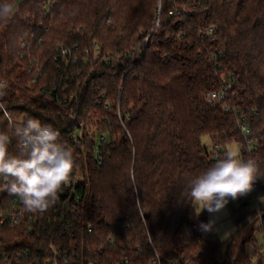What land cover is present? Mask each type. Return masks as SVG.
<instances>
[{"label": "trees", "instance_id": "obj_1", "mask_svg": "<svg viewBox=\"0 0 264 264\" xmlns=\"http://www.w3.org/2000/svg\"><path fill=\"white\" fill-rule=\"evenodd\" d=\"M8 2L0 81L9 90L1 100L16 119L60 131L74 155L71 184L80 200L71 201L64 185L41 218L52 225L39 235L4 225L0 252L16 261L21 250L54 242L78 255L77 264H252L249 247L259 256L264 249L256 239L257 232L264 239V213L261 222L256 212L241 214L234 235L220 242L200 230L209 219L188 193L217 160L204 136L223 145L220 158L239 144L240 157L264 173V0ZM28 54L40 74L28 70ZM225 87L224 102L208 101ZM241 123L255 149L246 147ZM80 124L78 143L71 134ZM8 130L0 119V131ZM9 151H17L15 138ZM3 184L0 213L25 210ZM248 195H264V178Z\"/></svg>", "mask_w": 264, "mask_h": 264}, {"label": "clouds", "instance_id": "obj_2", "mask_svg": "<svg viewBox=\"0 0 264 264\" xmlns=\"http://www.w3.org/2000/svg\"><path fill=\"white\" fill-rule=\"evenodd\" d=\"M12 13L8 0L0 2V19L7 20ZM4 95L0 90V98ZM0 113V119L7 121L9 129L0 131L2 187L9 195L18 196L27 212L43 213L57 201L63 186L72 179L76 168L73 152L60 142V131L51 124H42L33 117L18 120L2 102ZM14 138L17 151L12 153L9 146ZM260 178H264V173L255 159H242L237 150L228 149L223 158L191 182L188 195L196 206H202V211L218 213L230 201L247 196ZM199 228L211 232L215 221L201 222Z\"/></svg>", "mask_w": 264, "mask_h": 264}, {"label": "built area", "instance_id": "obj_3", "mask_svg": "<svg viewBox=\"0 0 264 264\" xmlns=\"http://www.w3.org/2000/svg\"><path fill=\"white\" fill-rule=\"evenodd\" d=\"M0 2H3V0H0ZM177 13V12H176ZM159 25V24H157ZM40 42V39L38 40ZM63 54L71 55V49L70 48H62ZM99 54H97L98 56ZM22 58H25V54H21ZM28 59V70L30 72H33L35 74H40L42 71L41 63L38 59L34 58L31 54H28L26 57ZM75 62V61H74ZM34 81L37 82V78L35 76ZM0 90L7 91L9 90L8 84L4 81H0ZM215 96V99L213 100L212 97ZM228 93H227V87H225L222 90L219 91H212L208 94V101L209 102H224L227 99ZM0 102L3 103V101L0 98ZM226 109H233L229 106H226ZM73 118V116H71ZM240 130L241 133L245 139L246 147L249 150L255 149L254 141L250 138L251 135V129L250 127L245 124H240ZM82 124H80V128H77L72 131V138L74 141L80 143L82 141ZM101 141H105V136H100ZM223 145L214 144L213 145V156H215L216 159H219L221 157L220 153L224 151ZM96 154L98 156V162H102V156L100 155L99 149H97ZM72 180L67 184L69 188H66L64 190V194H68L70 196V200H74L76 202H79L80 195L77 193V187L72 186ZM257 200V212L256 215L259 219V221H262L263 213H264V195H258L256 196ZM70 203L66 202L65 206H69ZM45 216V213H40V215L37 216H28L27 213H25V210L19 209L17 212L10 213L8 215L0 213V228L3 227L6 224H11L14 227H21L23 226L24 230L27 231L29 234L36 233L37 235L40 234L41 230H46L47 226H51L52 222L49 221L48 224L41 223V218ZM26 224V225H25ZM25 225V226H24ZM3 244V239L0 234V246ZM263 245H264V239H263ZM18 259L15 261V258L11 257L9 253L7 252H0V257L3 258V264H77L78 263V255L75 256V258H72V254L65 248H63L61 245H58L54 242L48 243L46 246L38 248L37 253L31 250L30 248H26L18 252ZM260 257L264 261V249L262 250L261 255H255L253 252L251 254V263L252 264H260Z\"/></svg>", "mask_w": 264, "mask_h": 264}, {"label": "rangeland", "instance_id": "obj_4", "mask_svg": "<svg viewBox=\"0 0 264 264\" xmlns=\"http://www.w3.org/2000/svg\"><path fill=\"white\" fill-rule=\"evenodd\" d=\"M202 142L209 149V151L213 150L212 139L209 136H204ZM228 149L237 150L239 154H241V148L237 143L228 145L226 150ZM247 201L248 203L245 204ZM194 206L199 212L205 211L209 221H215V228L212 231V238L220 242H226L231 236L234 235L236 231V220L241 214L257 212V200L256 198H250L249 195L241 197L236 201H230L225 209L218 213H209L206 209L202 211V206H196L195 204ZM233 208L236 209L235 212L233 211ZM256 239L258 240L259 244H263V234L257 232ZM249 253H252L251 247H249Z\"/></svg>", "mask_w": 264, "mask_h": 264}]
</instances>
